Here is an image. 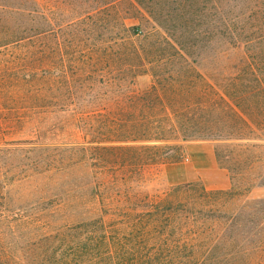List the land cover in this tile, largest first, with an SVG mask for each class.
Listing matches in <instances>:
<instances>
[{
	"label": "rangeland",
	"instance_id": "obj_1",
	"mask_svg": "<svg viewBox=\"0 0 264 264\" xmlns=\"http://www.w3.org/2000/svg\"><path fill=\"white\" fill-rule=\"evenodd\" d=\"M157 83L197 86L210 129L222 119L214 141L188 144L131 192L177 208L196 196L189 186L235 188L191 228L194 250L157 252L164 226L98 203L83 155L38 165L30 153L109 139ZM0 191L18 215L0 224V264H264V0H0Z\"/></svg>",
	"mask_w": 264,
	"mask_h": 264
},
{
	"label": "trees",
	"instance_id": "obj_2",
	"mask_svg": "<svg viewBox=\"0 0 264 264\" xmlns=\"http://www.w3.org/2000/svg\"><path fill=\"white\" fill-rule=\"evenodd\" d=\"M5 7L9 6L2 9ZM153 88L157 95L154 98L145 97L142 112L131 118L132 121L124 126L109 128V139L86 141L81 143L86 144L84 147H78L81 145L78 144L66 151L35 149L30 153L35 155L38 165L47 162L54 152L72 154L73 157L83 155L93 167V181L82 186L97 191L98 203L114 206L126 204L132 214L151 220L154 229L164 226L168 231L166 237L170 240L157 243V252L161 248L169 250L171 246H177L180 250H194V240L188 238L191 228L207 219L204 211L219 212L235 202L238 196L235 188L229 192H210L204 187L198 190L195 186H189L185 193L194 192L196 196L185 199L186 205L177 208L174 202L179 198L166 205L149 194L133 195L131 192H140L146 185L147 175L153 170L184 159L188 144L214 141L211 137L218 136L222 119L220 113H214V129H210L206 100L201 91L197 92V86L191 85L192 89L183 91L172 87L168 89L157 83ZM238 108V115L232 118V123L227 124V129L234 132L243 130L244 118H247L241 106ZM105 129L99 128L98 134L105 136ZM64 156L72 158L71 155ZM236 164H239V160H236ZM7 200V193L0 191V224L9 225L18 215L9 208ZM176 213L181 214L183 222L174 219ZM195 214L202 217L198 218ZM172 248L171 252L178 250ZM245 249L249 247L242 244L241 250Z\"/></svg>",
	"mask_w": 264,
	"mask_h": 264
}]
</instances>
